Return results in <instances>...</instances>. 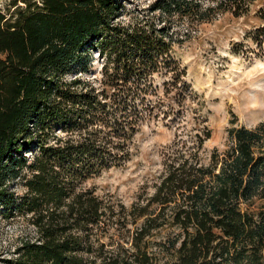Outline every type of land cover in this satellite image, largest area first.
<instances>
[{"label": "trees", "instance_id": "1", "mask_svg": "<svg viewBox=\"0 0 264 264\" xmlns=\"http://www.w3.org/2000/svg\"><path fill=\"white\" fill-rule=\"evenodd\" d=\"M3 1L0 215L35 236L0 264H264V120L232 119L225 147L205 156L211 129L195 109L186 128L193 92L170 32L173 18L241 17L259 0H156V22L126 26L119 0ZM245 36L262 50L264 24ZM95 53L98 86L85 78ZM158 120L174 136L133 202L85 185L128 162Z\"/></svg>", "mask_w": 264, "mask_h": 264}, {"label": "rangeland", "instance_id": "2", "mask_svg": "<svg viewBox=\"0 0 264 264\" xmlns=\"http://www.w3.org/2000/svg\"><path fill=\"white\" fill-rule=\"evenodd\" d=\"M155 1L119 0L124 14L116 18V23L126 26L156 22L158 13L152 10ZM3 3L0 0V8ZM261 6H264L263 0L253 3L249 12L241 17L225 13L204 23L173 18L170 32L176 40L172 54L184 69L185 81L193 92L184 101V121L189 129L194 109L206 120L211 136L204 143L205 156L214 148L225 147L232 119L237 125L247 127L264 120V44L261 50L245 36L249 30L264 24L257 15ZM102 62L95 53L91 75L83 76L96 86L100 84ZM158 84L160 86V81ZM158 93L161 94V88ZM173 136L174 128L161 120L144 123L132 139L131 159L89 179L85 185L94 186L99 195H113L129 205L141 192V187L150 184L158 174L162 152ZM11 189L16 194L24 191L21 185L11 186ZM34 236V228L24 217L0 215V263L4 257L12 256L21 240H31Z\"/></svg>", "mask_w": 264, "mask_h": 264}]
</instances>
